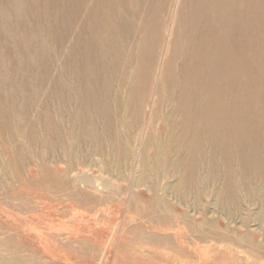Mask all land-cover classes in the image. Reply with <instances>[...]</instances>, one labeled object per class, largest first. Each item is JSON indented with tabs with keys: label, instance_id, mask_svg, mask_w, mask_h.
Segmentation results:
<instances>
[{
	"label": "rangeland",
	"instance_id": "1",
	"mask_svg": "<svg viewBox=\"0 0 264 264\" xmlns=\"http://www.w3.org/2000/svg\"><path fill=\"white\" fill-rule=\"evenodd\" d=\"M0 264H264V0H0Z\"/></svg>",
	"mask_w": 264,
	"mask_h": 264
},
{
	"label": "bare ground",
	"instance_id": "2",
	"mask_svg": "<svg viewBox=\"0 0 264 264\" xmlns=\"http://www.w3.org/2000/svg\"><path fill=\"white\" fill-rule=\"evenodd\" d=\"M195 79V78H194ZM187 84V83H186ZM232 105V104H231ZM227 106V105H226ZM237 110V109H236ZM224 111V110H223ZM225 112V111H224ZM78 178V177H77ZM79 179V178H78ZM93 186V185H92ZM99 187V186H98ZM34 209V208H33ZM83 229V227H82ZM166 237V236H165ZM32 246V245H31ZM39 250V249H38ZM6 256V255H5ZM152 258V257H151ZM150 259V258H149ZM2 262V261H1ZM12 263V262H11ZM18 263V262H17Z\"/></svg>",
	"mask_w": 264,
	"mask_h": 264
}]
</instances>
